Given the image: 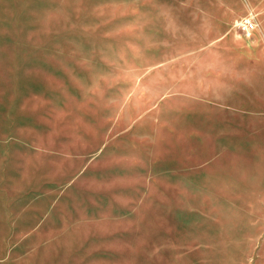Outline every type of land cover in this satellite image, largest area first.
Masks as SVG:
<instances>
[{"label": "rangeland", "instance_id": "obj_1", "mask_svg": "<svg viewBox=\"0 0 264 264\" xmlns=\"http://www.w3.org/2000/svg\"><path fill=\"white\" fill-rule=\"evenodd\" d=\"M214 67L220 122L162 106ZM0 264H264V0H0Z\"/></svg>", "mask_w": 264, "mask_h": 264}, {"label": "crops", "instance_id": "obj_2", "mask_svg": "<svg viewBox=\"0 0 264 264\" xmlns=\"http://www.w3.org/2000/svg\"><path fill=\"white\" fill-rule=\"evenodd\" d=\"M229 4L224 5L223 9L220 7L217 10H214L215 15L213 16V27L219 29L224 26V22L231 19V16L228 15ZM223 25V26H222ZM253 31L252 39H231V51L230 57L231 60L237 63H247L250 64L251 61L257 60L261 52V39L262 31L259 28ZM150 42V41H149ZM237 62V63H236ZM207 71H211V74H207V79H211V83L208 84L205 82L204 78H199L198 75L195 77L182 81L175 86L177 88H171L172 90H177V92H185L179 95H165L164 108L179 107L183 108L185 113L188 114L190 118L196 117V115H202L204 123L214 124L220 122L219 117L222 113L226 112L225 110L235 106L230 100H232L231 93L235 95L236 92H239L236 88V82L240 80L241 72L243 69H230L225 70L221 68H207ZM245 71V70H243ZM239 72V73H238ZM247 72V71H245ZM230 77L227 79L226 77ZM246 77V75H244ZM135 81L133 76L132 83ZM203 91L205 96L198 94V91ZM180 98L184 99L181 103L173 104L172 100Z\"/></svg>", "mask_w": 264, "mask_h": 264}, {"label": "built area", "instance_id": "obj_3", "mask_svg": "<svg viewBox=\"0 0 264 264\" xmlns=\"http://www.w3.org/2000/svg\"><path fill=\"white\" fill-rule=\"evenodd\" d=\"M236 30L239 34L249 35L255 28V22L251 17H241L235 23Z\"/></svg>", "mask_w": 264, "mask_h": 264}]
</instances>
